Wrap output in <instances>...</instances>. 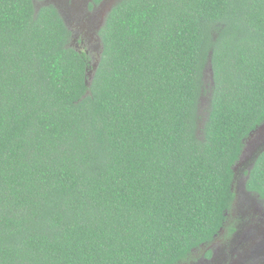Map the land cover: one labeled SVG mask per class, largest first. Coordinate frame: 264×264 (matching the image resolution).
Listing matches in <instances>:
<instances>
[{"label": "trees", "instance_id": "1", "mask_svg": "<svg viewBox=\"0 0 264 264\" xmlns=\"http://www.w3.org/2000/svg\"><path fill=\"white\" fill-rule=\"evenodd\" d=\"M71 35L0 0V264H181L264 121V0H117L93 61ZM247 176L264 197V155Z\"/></svg>", "mask_w": 264, "mask_h": 264}, {"label": "flooded vegetation", "instance_id": "2", "mask_svg": "<svg viewBox=\"0 0 264 264\" xmlns=\"http://www.w3.org/2000/svg\"><path fill=\"white\" fill-rule=\"evenodd\" d=\"M89 3L85 4L86 10ZM73 42L77 47L85 45L78 34ZM247 143L248 152L246 155L245 151L242 152L234 167V199L223 227L212 241L192 249L181 264H264V197L248 191L245 186L247 175L259 157L264 155V121L247 138L245 147Z\"/></svg>", "mask_w": 264, "mask_h": 264}, {"label": "rangeland", "instance_id": "3", "mask_svg": "<svg viewBox=\"0 0 264 264\" xmlns=\"http://www.w3.org/2000/svg\"><path fill=\"white\" fill-rule=\"evenodd\" d=\"M116 1L117 0H105V1L103 0L98 5H95L91 10L90 9L86 10L85 4L86 2L89 3V0H80V1L79 0H59L58 9H59L60 15L65 20V23L67 24L68 29L72 33L71 35L72 39L74 40V36L76 34L82 36V41H84V44L89 46V47L87 46V48L91 50V51L88 50L89 51L88 54L90 56V59H92V61L95 60L97 58V55L99 54L98 53L96 56L94 55L95 53L99 51V48H98L99 39L97 36V32L99 31L103 23V19L108 9L112 7ZM44 2H46V0H44ZM74 6L77 7L76 10H74L73 8ZM71 45L76 49L86 50L84 46L83 47L75 46V42H73V44L71 43ZM95 65H96V62H92V66H95ZM206 73L207 74L205 77V84H207L206 78L208 81L211 82V75H210L211 73L208 69ZM202 99L205 100L206 98L203 97ZM248 150H249V144L247 143L245 149L243 150L245 151V155L248 152ZM245 155H243V158Z\"/></svg>", "mask_w": 264, "mask_h": 264}, {"label": "snow or ice", "instance_id": "4", "mask_svg": "<svg viewBox=\"0 0 264 264\" xmlns=\"http://www.w3.org/2000/svg\"><path fill=\"white\" fill-rule=\"evenodd\" d=\"M161 202H169L171 200V196L167 192H162L158 194L157 197Z\"/></svg>", "mask_w": 264, "mask_h": 264}, {"label": "water", "instance_id": "5", "mask_svg": "<svg viewBox=\"0 0 264 264\" xmlns=\"http://www.w3.org/2000/svg\"><path fill=\"white\" fill-rule=\"evenodd\" d=\"M45 3H52V5H54L56 8H57V10H58V12H59V9H58V3H59V0H46V2ZM57 4V5H56ZM74 8V10H76V7L74 6L73 7ZM60 13V12H59ZM65 21V20H64ZM208 70L210 71V73H211V70H210V68H208Z\"/></svg>", "mask_w": 264, "mask_h": 264}]
</instances>
